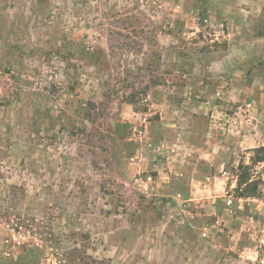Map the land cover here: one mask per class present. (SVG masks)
I'll return each instance as SVG.
<instances>
[{
  "label": "rangeland",
  "instance_id": "1",
  "mask_svg": "<svg viewBox=\"0 0 264 264\" xmlns=\"http://www.w3.org/2000/svg\"><path fill=\"white\" fill-rule=\"evenodd\" d=\"M204 141L259 194L264 0H0V264H264Z\"/></svg>",
  "mask_w": 264,
  "mask_h": 264
},
{
  "label": "crops",
  "instance_id": "2",
  "mask_svg": "<svg viewBox=\"0 0 264 264\" xmlns=\"http://www.w3.org/2000/svg\"><path fill=\"white\" fill-rule=\"evenodd\" d=\"M231 141V139L229 140ZM246 141V140H245ZM205 145L199 144L197 146V149H200V157H198V163L203 167L205 166V163L212 162V165L215 166L216 171L214 173L212 171L207 172V173H201L200 170H197V173H192L191 178L195 179L196 182L199 184V190L200 193L202 194V197H205L206 194L208 193H216V190L214 188V185H218V194H214V197H225L222 198V200L226 201L227 206L226 210L230 212H234L238 216V219L241 218L242 221H245L246 217L243 215L244 212L246 211L247 207L251 205L252 210L256 211L258 210L260 215L263 213L264 210V161H260L259 165L257 166L259 173L262 175L261 176V185L259 189V194L254 195V196H241L235 195L234 193H224L226 190V187L228 186V180H230V169L226 168V162H230L231 159L233 158V155H235L237 152L231 151V147L233 146V150L237 148V145H235L236 142H222V141H215L212 142L210 145L212 147V150L208 147L207 141H204ZM233 143V145H231ZM260 145H254V146H249L251 147H259ZM199 165V164H198ZM203 172V171H202ZM234 177V175L232 176ZM208 180V181H207ZM237 185V180L233 179L231 181L230 187L235 188ZM222 189V190H221ZM262 190V192H261ZM194 199V198H190ZM263 205V206H261ZM255 206V207H254ZM253 220H256V215L252 216ZM240 220V221H241ZM261 241H264L262 239Z\"/></svg>",
  "mask_w": 264,
  "mask_h": 264
},
{
  "label": "trees",
  "instance_id": "3",
  "mask_svg": "<svg viewBox=\"0 0 264 264\" xmlns=\"http://www.w3.org/2000/svg\"><path fill=\"white\" fill-rule=\"evenodd\" d=\"M254 151L258 152V153L262 152V155L259 158H257L255 160V162L264 161V146H259V147L255 148ZM246 177L247 176H244L243 179H246ZM249 180H250L249 182L246 181L244 183H245V188L247 187L246 190L247 189L249 190L251 188V191L247 192L248 190L247 191L242 190V193H240L241 196H254V195H257L256 194V190H257L258 186H257L255 180H253V179H249ZM240 181H242V180H240ZM240 181H239V184L241 183Z\"/></svg>",
  "mask_w": 264,
  "mask_h": 264
}]
</instances>
